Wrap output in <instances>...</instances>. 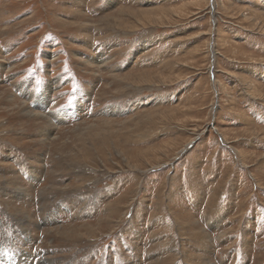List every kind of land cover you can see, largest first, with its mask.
Segmentation results:
<instances>
[{
	"label": "rangeland",
	"instance_id": "obj_1",
	"mask_svg": "<svg viewBox=\"0 0 264 264\" xmlns=\"http://www.w3.org/2000/svg\"><path fill=\"white\" fill-rule=\"evenodd\" d=\"M0 264H264V0H0Z\"/></svg>",
	"mask_w": 264,
	"mask_h": 264
},
{
	"label": "bare ground",
	"instance_id": "obj_2",
	"mask_svg": "<svg viewBox=\"0 0 264 264\" xmlns=\"http://www.w3.org/2000/svg\"><path fill=\"white\" fill-rule=\"evenodd\" d=\"M215 1V0H214ZM173 9V8H172ZM180 10V9H179ZM128 14H130V13H128ZM101 56V55H100ZM56 81V80H55ZM50 89V88H49ZM54 89V88H53ZM49 91L48 90H46V92L44 93V95H43V97H41L40 99V103H46L47 101H50V95H49V93H48ZM33 95V93L29 90V97L30 96H32ZM46 101V102H45ZM47 106V105H46ZM26 107V106H25ZM24 107V108H25ZM27 114H28V116H36V115H39L40 117H45V115L44 114H39V113H37V112H33V111H29V112H27ZM64 114V113H63ZM58 117H60V116H58ZM65 118V117H64ZM45 119H46V117H45ZM48 131H49V129H48ZM47 132V131H46ZM45 132V133H46ZM50 133V132H49ZM54 133V132H53ZM51 134V133H50ZM51 138V137H50Z\"/></svg>",
	"mask_w": 264,
	"mask_h": 264
}]
</instances>
